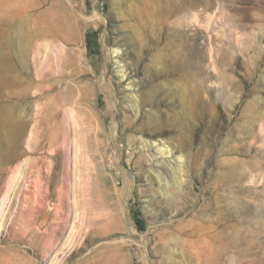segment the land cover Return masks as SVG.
<instances>
[{
	"label": "rangeland",
	"instance_id": "374dc122",
	"mask_svg": "<svg viewBox=\"0 0 264 264\" xmlns=\"http://www.w3.org/2000/svg\"><path fill=\"white\" fill-rule=\"evenodd\" d=\"M0 264H264V0H0Z\"/></svg>",
	"mask_w": 264,
	"mask_h": 264
},
{
	"label": "bare ground",
	"instance_id": "6f19581e",
	"mask_svg": "<svg viewBox=\"0 0 264 264\" xmlns=\"http://www.w3.org/2000/svg\"><path fill=\"white\" fill-rule=\"evenodd\" d=\"M157 5V4H156ZM159 5V4H158ZM155 7V6H154ZM157 9V8H156ZM159 9V8H158ZM73 10V9H72ZM155 12V11H154ZM158 12V11H157ZM156 14V13H155ZM154 15V14H153ZM152 18V17H151ZM155 18V17H154ZM153 19V18H152ZM151 19V20H152ZM150 20V21H151ZM73 22V21H72ZM155 21H153V23H154ZM155 23H157V21L155 22ZM154 23V24H155ZM69 25V24H68ZM155 26H156V24H155ZM69 28H70V26H68ZM67 27V28H68ZM77 27V26H76ZM158 27V26H157ZM69 28L67 29V30H69ZM152 28V27H151ZM159 31V30H158ZM155 32H156V30H155ZM154 32V33H155ZM69 34H70V32H69ZM154 35V34H153ZM66 37V36H65ZM64 37V38H65ZM155 37V36H154ZM158 37V36H157ZM63 38V37H62ZM67 39V38H66ZM158 43V42H157ZM55 45V44H54ZM45 48V47H44ZM52 48V47H51ZM49 49V48H48ZM114 53H116L115 51H113V54ZM45 56V59L44 60H46L45 62L47 63V65H48V67H49V71H48V73H47V75H46V77H43V79L44 80H46L47 81V83H48V89H47V98H46V101H47V103H46V110H47V113H48V116H46V122H48V124L50 123V120H51V118L53 117V115H55L54 113H56V112H54V111H57V110H59L60 111V113H63L64 112V107L66 106V105H70L71 106V114L72 113H74L75 114V112H79V106L80 105H82V101H86V99H87V97L89 96L88 95V93H87V91L85 92V90H87L88 88L86 87V88H84V89H82V88H80V86H79V84L77 85V84H74L73 83V81L74 80H72V77H64V78H66L65 80L67 81V82H69V84L71 83L72 84V87H66V85H65V88L62 90V92H61V96H59V97H52V96H50L49 94H50V92H54L53 90L54 89H56L59 85H60V83L61 82H63V80L64 79H57L58 77L55 75L56 73H58L59 75H60V77L61 76H64V70H63V67L65 66L63 63H62V58H61V56H60V51H59V49L57 48V47H54V48H52V51H49V52H47L46 53V55H44ZM39 57V56H38ZM76 58V57H75ZM82 58V57H81ZM74 59V58H73ZM79 59V58H78ZM53 61H57L58 62V65L56 66V67H58V69L56 70V69H54L53 68ZM78 61V60H77ZM79 62V61H78ZM117 62V61H116ZM118 63V62H117ZM70 64V63H69ZM72 64V63H71ZM119 64V63H118ZM37 65V64H36ZM120 66V65H119ZM48 67H46V68H48ZM118 68V67H117ZM38 70V69H37ZM37 70H35V71H37ZM82 70L83 69H77V70H75L74 72H73V74H72V76H77V78H80V77H82V76H85V73H81L82 72ZM124 70V69H123ZM121 73V76H120V79L122 80H124V79H126V75L127 74H125L124 72H120ZM36 74V73H35ZM34 78H36V77H34ZM40 78H42V77H40ZM62 78V77H61ZM68 78V79H67ZM38 79V78H37ZM40 80H42V79H40ZM32 84V83H31ZM34 84V83H33ZM75 85V86H74ZM46 86V85H45ZM57 86V87H56ZM33 89V88H32ZM34 89H36L35 91H38V90H40V82H37L36 84H34ZM42 89V88H41ZM89 92V91H88ZM38 93H40V91L38 92ZM55 93V92H54ZM52 94V93H51ZM46 96V95H45ZM133 98V97H132ZM88 100V99H87ZM35 104V103H34ZM67 107V106H66ZM69 109V108H68ZM39 112V111H38ZM38 112L36 113L37 114V116L35 115L34 116V125H35V127H34V129H33V131H32V135H33V139H37L38 138V136H39V134H38V132H40V131H38V128H39V126H40V123H41V121H45V119H43V118H41V117H39L38 115ZM45 113V112H44ZM70 114V113H69ZM74 114H72L71 116H72V120H71V122H72V124L73 125H76L77 127H79V128H81L80 127V125H78V124H80V122H81V120L79 119V118H77V116H75ZM77 115H79V114H77ZM82 115V114H81ZM84 115H82L81 117H83ZM82 119V118H81ZM47 124V125H48ZM82 125V124H81ZM37 131V132H36ZM65 131V130H64ZM77 131V130H76ZM84 131V130H83ZM46 132V131H45ZM44 132V133H45ZM23 133V132H22ZM22 133H21V135H22ZM52 132H50V135L48 136V141H49V143H50V145H54V143H56V141L58 140L57 139V137H56V139L54 138V136L51 134ZM65 133V132H64ZM62 134V133H61ZM44 134L42 133V136H43ZM64 137V136H63ZM62 137V138H63ZM65 137H67L66 135H65ZM66 139V138H65ZM48 143V144H49ZM50 145H48V146H50ZM62 145V144H61ZM150 146V145H149ZM150 147H152V145L150 146ZM154 147V146H153ZM156 147V146H155ZM52 150V149H51ZM50 150V151H51ZM81 151V150H80ZM82 152V153H81ZM80 153L83 155V152L84 151H81ZM158 152V151H157ZM56 153H57V151H56ZM55 153V154H56ZM87 152H85V154H86ZM160 153V152H159ZM158 153V154H159ZM80 154V155H81ZM157 154V153H156ZM54 155V154H53ZM84 156V155H83Z\"/></svg>",
	"mask_w": 264,
	"mask_h": 264
}]
</instances>
